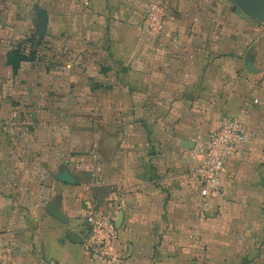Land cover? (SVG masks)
I'll list each match as a JSON object with an SVG mask.
<instances>
[{
	"label": "crops",
	"instance_id": "1",
	"mask_svg": "<svg viewBox=\"0 0 264 264\" xmlns=\"http://www.w3.org/2000/svg\"><path fill=\"white\" fill-rule=\"evenodd\" d=\"M44 2L35 0L33 10L48 13L50 90L84 102L95 93L99 107L114 110L112 128L94 139L101 161L87 181L58 158L71 157L69 131L44 132L37 122L27 131L30 121L9 114L13 129L0 131V264H264V24L223 15L210 0ZM152 2L167 9L155 36L143 25ZM15 48L0 57L7 92ZM28 64L35 61L22 63L16 78L37 76ZM228 116L247 126L249 140L227 164L223 195L207 200L191 157ZM63 173L72 184L58 179ZM93 210L118 229L107 256L85 244Z\"/></svg>",
	"mask_w": 264,
	"mask_h": 264
},
{
	"label": "rangeland",
	"instance_id": "2",
	"mask_svg": "<svg viewBox=\"0 0 264 264\" xmlns=\"http://www.w3.org/2000/svg\"><path fill=\"white\" fill-rule=\"evenodd\" d=\"M34 1L0 0V57H3L10 47L25 48V54L29 58L34 55L35 58V64H28V68L30 67V70H34L37 73V76L33 75V77L29 76L24 79L19 77L18 79L15 77L16 72L8 78L12 84V91L7 92L0 89V131L7 132L13 129L12 125L7 123L10 121L9 116L15 114L21 115L26 121L32 123L26 126L27 131L36 122L42 123L41 126L44 128V132H50L51 129V131L64 134L65 131H69L72 142L71 157L59 156L58 158L61 162H64L65 159H70L69 168H66L67 171L88 181L91 176L87 172V169L89 167L93 168L91 165L97 166L101 161L98 155V145L94 139L98 137L102 129L112 128V122L109 119L112 118L114 110L111 107H99L98 103L94 100L97 98L95 93L87 102H84L81 99L70 97L69 94L50 90L52 80L49 79L48 73L54 63L51 62L53 47L50 45L49 40L48 13L44 9H40L47 15L46 29L44 33H41L42 14L33 10ZM210 1L216 5L220 13L223 11V15L224 13L229 14L232 4L230 1ZM44 3L43 6L47 8V0ZM21 10L23 14L20 12ZM8 11L12 13L11 16L7 15ZM14 20L22 21L24 25L21 28L11 27L10 21L13 22ZM40 41L41 46H37ZM262 49H264V45H262ZM61 59L55 62V65L60 68L56 70L58 71L57 73L64 70V62ZM2 62L0 59V65ZM0 70H2L1 67ZM4 78L5 76L2 79ZM5 79L7 80V77ZM60 80H64V76L60 77ZM263 93L264 91L259 96L264 95ZM30 100H38L40 103L30 105ZM20 101L25 103L24 107H21ZM6 102L7 106L4 107ZM102 118L105 120L101 121ZM4 121L6 125H4ZM65 122L70 123V130H64ZM16 126L14 125V129ZM2 142L0 140V147ZM5 142L15 143V141L7 139ZM59 142L58 140L57 143ZM59 144L63 146V141ZM11 148L15 149L14 146ZM32 159V156L28 157L27 164H31Z\"/></svg>",
	"mask_w": 264,
	"mask_h": 264
},
{
	"label": "built area",
	"instance_id": "3",
	"mask_svg": "<svg viewBox=\"0 0 264 264\" xmlns=\"http://www.w3.org/2000/svg\"><path fill=\"white\" fill-rule=\"evenodd\" d=\"M167 15L162 2H152L147 6L143 25L151 35H158L164 29ZM247 126L235 117H224L219 127L207 140L194 149L192 160L198 164L191 169V175L197 179L200 196L204 199H216L223 195L222 182L227 164L242 152L249 140ZM85 244L92 253L107 256L118 237V229L110 215L93 210L87 216Z\"/></svg>",
	"mask_w": 264,
	"mask_h": 264
},
{
	"label": "water",
	"instance_id": "4",
	"mask_svg": "<svg viewBox=\"0 0 264 264\" xmlns=\"http://www.w3.org/2000/svg\"><path fill=\"white\" fill-rule=\"evenodd\" d=\"M230 1L234 8L233 10L242 18V19H251L258 23H264V0H228ZM42 21H41V33L45 32L46 24H47V15L45 12H42ZM245 66L246 70L250 74H254L258 72L254 67H252L250 61H249V54L246 55L245 58ZM182 147L188 150L194 149V143L193 142H183ZM58 179L67 184H72L73 179L68 173H63L59 175ZM50 212L52 215L57 217V219L61 221H65L62 216L56 215V212H58V208L55 205H52ZM76 238V236H74ZM78 238V237H77ZM75 240V239H74ZM80 243H83V240H75Z\"/></svg>",
	"mask_w": 264,
	"mask_h": 264
},
{
	"label": "trees",
	"instance_id": "5",
	"mask_svg": "<svg viewBox=\"0 0 264 264\" xmlns=\"http://www.w3.org/2000/svg\"><path fill=\"white\" fill-rule=\"evenodd\" d=\"M245 20L249 21V23L251 24L252 22H255L251 19H245ZM37 46H41V41L37 44ZM25 50H26L25 48L17 47L8 54L7 65L12 66L14 73H16L20 69L22 63L32 62L35 60L34 55L29 58L25 54Z\"/></svg>",
	"mask_w": 264,
	"mask_h": 264
},
{
	"label": "flooded vegetation",
	"instance_id": "6",
	"mask_svg": "<svg viewBox=\"0 0 264 264\" xmlns=\"http://www.w3.org/2000/svg\"><path fill=\"white\" fill-rule=\"evenodd\" d=\"M233 8H234V6L231 4V10L233 11V14H234L235 16H238V17H239V15L233 10Z\"/></svg>",
	"mask_w": 264,
	"mask_h": 264
}]
</instances>
